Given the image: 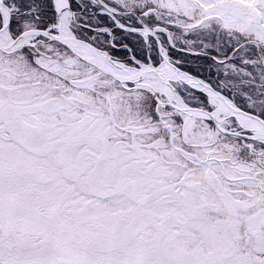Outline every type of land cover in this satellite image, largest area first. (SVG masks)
I'll list each match as a JSON object with an SVG mask.
<instances>
[{"label": "snow or ice", "instance_id": "snow-or-ice-1", "mask_svg": "<svg viewBox=\"0 0 264 264\" xmlns=\"http://www.w3.org/2000/svg\"><path fill=\"white\" fill-rule=\"evenodd\" d=\"M0 264H264V0H0Z\"/></svg>", "mask_w": 264, "mask_h": 264}]
</instances>
